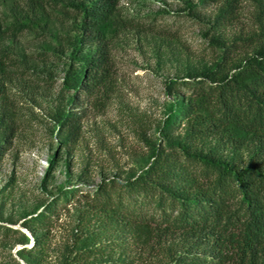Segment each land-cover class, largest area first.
<instances>
[{"label": "rangeland", "instance_id": "1", "mask_svg": "<svg viewBox=\"0 0 264 264\" xmlns=\"http://www.w3.org/2000/svg\"><path fill=\"white\" fill-rule=\"evenodd\" d=\"M261 1L240 0L238 20L226 35H258ZM196 2L120 0V14L144 24L113 38L110 84L86 94L76 91L73 79L81 77L79 60L91 47L84 45L72 57V16L7 36L0 132L6 121L13 132L0 158V264H32L26 249L41 230L26 223L64 192L68 196L54 214L43 264H61L71 244L91 230L101 242L119 241V247L89 258L99 262L167 264L180 250L175 234L147 246L135 243L125 228L90 211L89 195L102 181L135 176L149 165L156 148L183 133L185 120L175 117V109L187 103L188 92L179 79L199 77L220 51L209 43L210 18L219 4L188 9ZM15 5L26 7L25 0ZM0 13L6 23L12 21L10 3ZM251 51L244 46L234 56ZM66 114L77 116L75 125L67 123Z\"/></svg>", "mask_w": 264, "mask_h": 264}, {"label": "trees", "instance_id": "2", "mask_svg": "<svg viewBox=\"0 0 264 264\" xmlns=\"http://www.w3.org/2000/svg\"><path fill=\"white\" fill-rule=\"evenodd\" d=\"M15 2L0 0V12L10 3L13 14L6 23L0 13V81L5 79L7 36L72 16V57L84 45L91 47L79 60L82 75L73 86L85 94L107 88L113 38L144 24L121 15L120 0H25L24 8ZM210 2L219 5L210 18L209 43L220 51L199 77L179 79L188 92L187 103L175 109V117L185 120L183 133L156 148L149 165L135 176L102 181L89 195V208L143 246L179 235L180 250L167 264H264V0L258 9L259 34L244 37L225 33L238 20L240 0H197L188 9ZM244 46L252 47L251 53L237 59L234 55ZM66 117L69 125L76 124V115ZM4 126L0 158L13 132L7 121ZM67 196L64 192L26 223L41 230L26 249L32 264H43L49 228ZM118 242H101L100 234L87 231L71 244L61 264H128L89 259L119 247Z\"/></svg>", "mask_w": 264, "mask_h": 264}]
</instances>
